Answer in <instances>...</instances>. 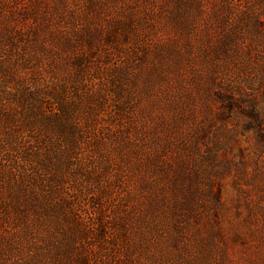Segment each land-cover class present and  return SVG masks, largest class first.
<instances>
[{
  "label": "rangeland",
  "instance_id": "374dc122",
  "mask_svg": "<svg viewBox=\"0 0 264 264\" xmlns=\"http://www.w3.org/2000/svg\"><path fill=\"white\" fill-rule=\"evenodd\" d=\"M0 264H264V0H0Z\"/></svg>",
  "mask_w": 264,
  "mask_h": 264
}]
</instances>
